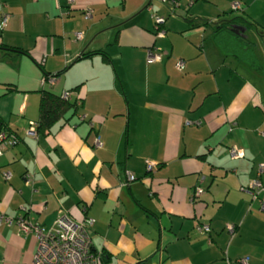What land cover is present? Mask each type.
Returning a JSON list of instances; mask_svg holds the SVG:
<instances>
[{"label":"crops","instance_id":"crops-1","mask_svg":"<svg viewBox=\"0 0 264 264\" xmlns=\"http://www.w3.org/2000/svg\"><path fill=\"white\" fill-rule=\"evenodd\" d=\"M176 1L162 2L169 19L152 0H0V45L30 56L0 52V118L18 138L0 146V264H33L38 251L16 220L47 231L60 211L94 221L92 248L107 264H264V212L247 192L264 184V0ZM149 50L162 61L148 64ZM101 51L110 63L79 60ZM41 64L66 71L44 84ZM81 85V118L29 135L44 90Z\"/></svg>","mask_w":264,"mask_h":264},{"label":"built area","instance_id":"built-area-1","mask_svg":"<svg viewBox=\"0 0 264 264\" xmlns=\"http://www.w3.org/2000/svg\"><path fill=\"white\" fill-rule=\"evenodd\" d=\"M166 3L174 4L175 1L164 0ZM69 6L74 4V0H68ZM235 9H239V5L234 6ZM86 20L92 17L91 10L84 13ZM3 22L6 24L8 22V15H2ZM156 36L158 38H163L165 32L162 27L165 24L164 18H156ZM83 39V33L79 32L75 34V40L81 41ZM162 61L160 54H157L153 50H149L147 54V63L156 64ZM178 71L182 72L185 69V64L180 61L176 64ZM56 81L54 77L50 79H45L44 84H53ZM65 99L69 98V94L65 93L63 95ZM81 118V117H80ZM81 121H84L82 118ZM30 136H37V124H32L31 129L28 132ZM10 140L9 143H7ZM6 139L5 134H0V146L4 148L8 146H13L15 140L10 138ZM96 147H101V141L98 139L95 143ZM241 150H231L232 157L242 155ZM152 165L148 166L152 169ZM10 177V175H9ZM129 183L136 181L135 176L128 177ZM195 189L192 199L202 196L204 190L201 186ZM254 200H259L261 205V211L264 212V184L259 180L255 179L252 181L249 189L247 190ZM8 225H12L14 220L11 218H2ZM93 220L87 219L83 222H79L72 218L66 211H60L54 224L47 230L44 231L39 226H34L32 224L26 223L22 218L16 220V223L20 226L21 230L25 234H34L39 242L38 251L34 257L33 264H103L102 255L96 254L92 248V238L90 234L91 227L93 225ZM202 234H208L210 228L202 226L200 229ZM229 231L234 234L235 227L230 226ZM247 259H241L238 261L239 264H247Z\"/></svg>","mask_w":264,"mask_h":264},{"label":"trees","instance_id":"trees-1","mask_svg":"<svg viewBox=\"0 0 264 264\" xmlns=\"http://www.w3.org/2000/svg\"><path fill=\"white\" fill-rule=\"evenodd\" d=\"M172 1H176V0H172ZM233 22H235V19L233 20ZM238 22L240 23V21H238ZM235 23L239 25V23H237V22H235ZM235 23H233V24H235ZM198 25L205 26L206 24L203 23V24H198ZM234 26H237V25H234ZM162 28H164V26ZM228 28H230V23L229 22H227L225 25L224 24L223 25L222 24H219V25L217 24L215 26L216 32H219V31H222V30L228 29ZM248 28L252 29V26L249 25ZM74 41L78 42V41L75 40V38H74ZM0 52L4 56H8V55H10V56H12V55H15V56L16 55H18V56L19 55H26V56L30 57L27 51H24V50H21V49H17V48L8 47V46H5V45H0ZM98 53L103 55V58H104L103 60L104 61H106L108 63L111 62L109 57H108V55H106V52H104V51L95 52V53L94 52L85 53L79 58V60L86 59V58H91V57H93L95 55H98ZM40 66H41L42 70L45 71L44 68H43V65L41 64ZM65 71L66 70H63V72H61V73H59L57 75H49L45 71L44 72V78L46 80L50 79L52 77H54L55 79H58L61 76V74H63ZM81 88H82V85L78 86V87L74 88L72 91L68 92V94H69V98L68 99H65L63 97V95L59 96V95H56L53 92L47 91V90H44L41 93V98H40V118H39V121L37 123V125H38V129H37L38 131L37 132H38V134H40L41 136H46V135H48L50 133V130L56 124L61 123V122H63L64 124L70 123L74 117L79 116V111L83 107L84 99H81L80 96H79L80 99L79 98L78 99H74L72 96L74 95L73 93H77L78 94L79 91L81 90ZM79 118H80V116H79ZM1 133L5 134L7 140H9L10 138H13L14 140L18 139L13 134H11V132L8 130V127L6 126V124L0 118V134ZM125 184L129 185L128 179H127V183H125ZM198 186H200V185H198ZM201 186H202V184H201ZM234 233H235V231H234ZM102 260H103V264H107V262H108L107 258L102 256Z\"/></svg>","mask_w":264,"mask_h":264},{"label":"rangeland","instance_id":"rangeland-1","mask_svg":"<svg viewBox=\"0 0 264 264\" xmlns=\"http://www.w3.org/2000/svg\"><path fill=\"white\" fill-rule=\"evenodd\" d=\"M188 1H189V0H188ZM151 4H152L153 7H155V8H153V9H154V13H152L153 15H157V13H158L159 11H161V10H165L166 13H167V17H169V19L174 17V14H175V13H172V12L170 11V9L164 7L165 5H164L160 0H152V3H151ZM180 4H181L182 7H186V6H187V0H181ZM148 5H149V1H148V4H147L146 7H145V10L142 11V12L140 13V15H138V16L136 17L137 24H142V23L144 22V19H145V16H144V15H145L146 13H148V12L151 11L150 8H149V11L146 10V8L148 7ZM177 5H178V3H177ZM120 7H122V6H120ZM133 8H135V5H133V4H129L127 10H128V11H131ZM151 9H152V8H151ZM180 10H181V8H180V9H177V10H176V13H177V11L180 12ZM123 12H124V11H123V7H122V8H118V7H117V8L115 9V11H113V13H112V17H110L111 20H113V21H115V22L119 21L118 18H120L121 13H123ZM235 13H236V12H235ZM152 14H151V15H152ZM177 15L183 18V15H180V13H178ZM135 24H136V23H135ZM153 28H154V23H153ZM155 28H156V25H155ZM156 32H157V30H156ZM106 36H107V35H106ZM238 157H239V155L236 156L235 158H238ZM262 171H263V170L261 169V172H262Z\"/></svg>","mask_w":264,"mask_h":264},{"label":"water","instance_id":"water-1","mask_svg":"<svg viewBox=\"0 0 264 264\" xmlns=\"http://www.w3.org/2000/svg\"><path fill=\"white\" fill-rule=\"evenodd\" d=\"M162 2H163V3H166L164 0H162ZM169 4H170V3H169ZM176 4H177V1H175V5H176ZM171 5H172V6H175L174 4H171ZM234 32L239 34V33L241 32V30L235 28V29H234Z\"/></svg>","mask_w":264,"mask_h":264}]
</instances>
